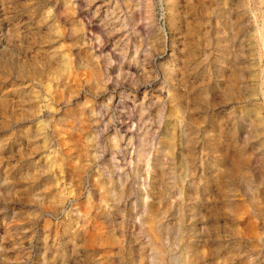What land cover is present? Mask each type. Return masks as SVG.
I'll use <instances>...</instances> for the list:
<instances>
[{
	"label": "rangeland",
	"instance_id": "obj_1",
	"mask_svg": "<svg viewBox=\"0 0 264 264\" xmlns=\"http://www.w3.org/2000/svg\"><path fill=\"white\" fill-rule=\"evenodd\" d=\"M239 4L0 0V264H23L22 232L32 264H41L46 239L73 264H159L149 240L171 246L181 230L180 251L165 264H264V188L253 191L248 179L258 186L264 176V138L250 140L264 116V20L241 19ZM161 63L172 73L142 83ZM169 92L176 103L160 126L152 101ZM241 111L243 124L229 119ZM148 124L163 147L177 148L141 166L152 169L154 193L144 205L120 186ZM42 210L55 215L32 220ZM145 213L146 235L129 223Z\"/></svg>",
	"mask_w": 264,
	"mask_h": 264
},
{
	"label": "clouds",
	"instance_id": "obj_2",
	"mask_svg": "<svg viewBox=\"0 0 264 264\" xmlns=\"http://www.w3.org/2000/svg\"><path fill=\"white\" fill-rule=\"evenodd\" d=\"M131 0H129V3ZM241 19L244 17H251L253 20L259 19L264 20V0H240L239 7L237 9ZM157 45L163 47V41L158 40ZM173 71V65L170 63H161L156 71H148L145 70L141 73V82L145 85L155 81L159 77H168ZM136 85L133 84V87ZM169 85L167 82H164V85L161 89V93L168 90ZM210 100L211 97L208 95L207 89L203 90V107L207 108L210 107ZM169 102H171L173 105H175L176 101L175 98L172 96V94L169 92L168 99L161 100L159 97H157L155 100L152 101V107L158 109L160 111V117L161 119L159 121H156L155 123H158L160 126H163L164 120L168 119L165 110L168 107ZM230 102V101H229ZM259 102V101H258ZM229 119H235L241 121V124H243L245 119V113L241 111L239 115H237L235 112L231 113L229 116ZM188 125L184 122L179 123L176 127L180 132V136L187 135V132L185 131V128ZM150 128L151 125H144L141 128V132L144 134L141 137V142L144 146L143 154L138 153L137 154V160L133 161L131 163L125 162L124 168L128 169L127 172L124 173L128 177L129 183L121 185V192L124 197V199H127L129 195L135 196L137 200L147 205L152 202L154 193L148 188V178L145 175V172H151V167L142 169V165H150L152 162L153 156H163L165 160H169L171 154L176 152L177 145L169 143L168 147H163L164 141L161 140L159 137H155L154 134H150ZM251 136L250 140H261V138H264V116H262L259 123L256 121H253L252 123V129H251ZM152 141L149 143V141ZM120 142L115 139L112 141H109V143L112 145V149L114 152L119 153L123 152L124 149L120 148ZM128 146L131 147V143L128 142ZM179 147H183V145H180ZM264 157V142L261 143L260 148L257 149ZM90 175V174H89ZM100 177L104 179L107 188L109 190V196L113 197L112 200H110V211H119L118 204L119 201L115 200L114 198V191H113V181L111 179V175H106L103 170L100 172ZM249 181L252 183L253 191H257L258 188H264V176L259 177V185L257 186L255 182L252 181L251 175L248 176ZM127 187L129 189L128 193H123V189ZM170 198V197H169ZM65 201H60L57 204V207L60 208L61 211H63V203ZM41 208L43 209L45 207L44 201L41 199L39 201ZM45 214L48 215H55V211L53 210L52 213H46L45 211H40L37 213H34L32 215V220H36L38 218H42ZM148 215V213H145L144 215H138L133 220L131 217L129 218V223H135L142 225V232L146 235V228L147 223L145 220V217ZM32 229L29 228L28 231H31ZM157 230L160 231L159 225L157 224ZM38 231V228H37ZM183 230H181L180 233L177 234L176 239L173 241L172 245L169 246L168 243H161L158 247L156 244L152 243L149 240V244L153 247V251L156 255V259L158 260L159 264H165V259L168 257V255L173 251V248L176 249V251L179 253L180 246H181V240L183 239ZM35 235V233H34ZM50 238V234H49ZM24 235L23 232L20 233V242L17 243L16 247L19 249L21 256L25 257L23 264H32L31 261L27 259L25 256V253L28 252V249H25L23 244ZM139 239V238H137ZM30 247L34 250L35 244L30 240ZM78 251V249H77ZM49 253H52L51 257H49ZM77 259L74 256L68 255L67 249L62 247L59 242L55 244H49V240H45V249L44 254L41 257V264H73V260Z\"/></svg>",
	"mask_w": 264,
	"mask_h": 264
}]
</instances>
